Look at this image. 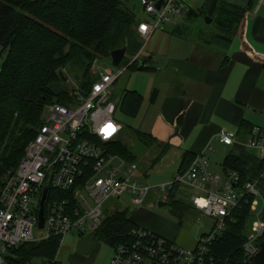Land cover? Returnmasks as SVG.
Masks as SVG:
<instances>
[{"label": "built area", "instance_id": "obj_1", "mask_svg": "<svg viewBox=\"0 0 264 264\" xmlns=\"http://www.w3.org/2000/svg\"><path fill=\"white\" fill-rule=\"evenodd\" d=\"M140 2L147 18L138 21L136 30L144 45L171 19L185 18L190 9L182 0ZM127 66L117 72H101L89 90L75 89L66 103L45 105L43 124L26 144L16 167L0 180V264L23 243L56 237L59 249L64 237L74 230L80 237L86 233L93 237L106 217L105 205L110 200L127 196L132 206H140L148 193L156 190L166 201L173 186L192 190V206L214 218V229L202 235L193 248H185L148 229L134 228L131 240L112 247L109 264H214L212 243L232 219L233 211L247 204L251 222L242 253L249 261L259 251L264 238V197L256 181L243 183L232 169L221 175L211 172L207 156L201 153L168 183L150 186L138 181L136 162L112 151L111 145L122 130L117 118L119 101L112 99V87ZM236 138L235 131L216 136L219 143L234 147ZM241 145L264 157V128L254 127ZM43 197L44 224L39 228ZM35 229L42 233L35 235ZM45 264L65 263L55 255Z\"/></svg>", "mask_w": 264, "mask_h": 264}, {"label": "trees", "instance_id": "obj_2", "mask_svg": "<svg viewBox=\"0 0 264 264\" xmlns=\"http://www.w3.org/2000/svg\"><path fill=\"white\" fill-rule=\"evenodd\" d=\"M255 2L249 0L245 7H239L206 0L201 9H189L184 19L190 24L199 17L211 18L217 31L207 43L227 50ZM138 21L119 0H0V48L6 52L0 71V180L16 167L26 144L43 124L45 105L72 99L75 90L65 88L62 71L71 62L84 68L79 83L83 91L89 90L99 77L91 75L97 54L110 58L111 51L125 47L120 64L128 65L127 70H152L146 65V58H142L141 65L137 64L143 46L136 30ZM188 24L172 28L170 34L187 37ZM142 100L137 91L124 90L118 107L126 116L135 117ZM253 128L243 124L237 133L249 137ZM132 132L137 141L147 147L156 142L146 131L132 128ZM111 149L137 162L136 155L120 136ZM161 154L152 161L156 163ZM193 158L190 153L183 154L178 172L188 168ZM222 167L237 171L243 183L256 181L258 188L264 190V157L259 158L248 150L233 149L226 155ZM176 187L171 188L167 200L180 225L188 208L175 199ZM250 214L248 204L233 211L232 219L211 245L214 264H253L241 249L248 233ZM138 227L130 220L127 209L116 206L106 214L92 236L113 247L131 240V230ZM57 250L58 239L53 237L20 244L5 260L8 264H31L38 256L52 259Z\"/></svg>", "mask_w": 264, "mask_h": 264}, {"label": "crops", "instance_id": "obj_3", "mask_svg": "<svg viewBox=\"0 0 264 264\" xmlns=\"http://www.w3.org/2000/svg\"><path fill=\"white\" fill-rule=\"evenodd\" d=\"M182 1L195 11L206 2ZM219 1L239 7L249 2ZM195 22L188 24L184 18L176 19L163 30H157L159 33L150 47L153 50L145 56L153 77L142 125L144 131L155 138L153 146L162 153L158 161L179 160L177 172L185 153L193 156L202 153L210 159L226 157L233 149L244 150L241 143L248 137L237 133L236 147L225 145L228 150L216 140L220 132H239L243 124L264 128V0H256L227 50L207 43L217 31L215 26L207 28V23L202 26ZM184 24L189 25V31L197 30L201 40L170 34L172 28ZM143 51L144 47L139 57ZM152 63L157 64L156 67ZM208 146L211 149H207ZM130 220L159 234L160 230L151 222L134 217ZM173 237L167 239L173 240Z\"/></svg>", "mask_w": 264, "mask_h": 264}, {"label": "rangeland", "instance_id": "obj_4", "mask_svg": "<svg viewBox=\"0 0 264 264\" xmlns=\"http://www.w3.org/2000/svg\"><path fill=\"white\" fill-rule=\"evenodd\" d=\"M122 6L132 12L138 20L146 19V14L143 11L140 0H119ZM179 18H173L165 26L170 24ZM198 20V21H197ZM196 20V25L205 26L206 21L205 17H199ZM195 22V23H196ZM207 28H214L213 23L206 25ZM159 31H157L152 40L146 43L144 46V51L142 57H139L137 64H142V58L149 54L150 47L153 44L154 38L157 36ZM197 30L194 28L190 31L191 36L195 41L201 40L198 38ZM197 39V40H196ZM142 45L144 41L141 40ZM6 57V52H3L0 48V71L3 65V62ZM147 59V58H146ZM96 63H92L91 75L92 77H97L101 72L109 70L110 72H117L123 70V64H119L117 67L112 65L111 58L96 55ZM95 60L93 62H95ZM154 67L157 64L152 63ZM83 66L77 64L76 62H71L66 68H63V76L66 78L64 80V86L67 90L73 91L79 88V83L81 76L83 74ZM151 77H153L150 71H139L126 69L118 77L117 81L112 87V99L119 101V107L121 103V98L124 90H135L139 92L143 98L139 111L135 117H128L123 114L118 108L117 118L122 123V131L120 133V139L123 143H126L136 155V163L138 164L139 175L138 181L150 186L161 185L168 183L177 173V167L180 163L177 159H164L156 163L152 159L158 153V148L156 146L147 147L146 145L140 143L135 138L132 128L141 129L144 131V125H142L143 116L145 113L146 106H148L147 93L151 92ZM93 78V79H94ZM92 79V78H91ZM224 149L228 147L222 146ZM254 152L255 155H258L257 151ZM225 156H218L216 158H208L209 169L211 172L216 174H222V164ZM261 191V190H260ZM262 196L264 197V190L261 191ZM193 192L190 188L177 186L174 189L175 199L186 206L188 209L185 211L181 224L178 225V217L173 214L171 207L166 206H157L158 201H164L162 198L161 191L152 190L145 197L144 202L140 206H132L128 200L127 196H124L121 200H110L106 203V214L110 211H113L112 206L121 207L122 209H127L128 215L130 218L142 221L151 222L154 227L156 226L159 235L163 237H171L178 245L185 248H193L201 238L202 235L210 233L214 229V218L205 215L201 211L194 209L191 203V197ZM126 199V202L123 200ZM260 203L262 200L259 199ZM165 202H168L166 200ZM251 220L248 222V227L250 226ZM178 227V228H177ZM164 231V232H161ZM177 230V231H175ZM35 235H40L42 232L40 230H34ZM156 233V232H154ZM163 235H162V234ZM168 233H171L170 236H167ZM157 234V233H156ZM89 235L86 233L84 237H80L77 231H72L67 234L61 246L58 249L56 254L57 260L65 264H109L110 260L113 257L114 251L111 246L106 244L103 241H98L96 246L88 254H80L75 251V246L78 240L85 238ZM48 260L47 257L38 256L34 257L31 261V264H45ZM3 264H8L6 261Z\"/></svg>", "mask_w": 264, "mask_h": 264}, {"label": "water", "instance_id": "obj_5", "mask_svg": "<svg viewBox=\"0 0 264 264\" xmlns=\"http://www.w3.org/2000/svg\"><path fill=\"white\" fill-rule=\"evenodd\" d=\"M156 6H157V8L159 7V2L156 4ZM205 21L207 24H209V23H211V18L205 17ZM125 51H126L125 47L118 48V49L111 51L110 58H111V62H112L113 66L117 67L120 64V62H121V60L125 54ZM43 200H44V197L41 200V206L39 209V222H38L39 228H42L43 224H44ZM166 205H169L168 202H165V201H158L157 202V206H159V207L166 206ZM262 219L264 220V209L262 212ZM97 242H98L97 239L93 238V237L81 238L76 243L75 251L77 253L84 254V255L88 254L96 246ZM259 247H260L259 251L255 255H253L249 258V261L252 262L253 264H264V238L260 242Z\"/></svg>", "mask_w": 264, "mask_h": 264}]
</instances>
